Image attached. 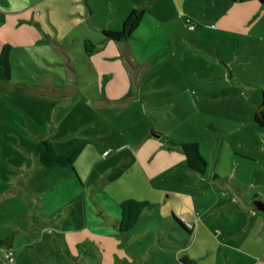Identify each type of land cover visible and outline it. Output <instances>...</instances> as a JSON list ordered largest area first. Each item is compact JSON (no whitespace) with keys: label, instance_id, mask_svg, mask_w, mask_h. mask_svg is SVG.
<instances>
[{"label":"rangeland","instance_id":"1","mask_svg":"<svg viewBox=\"0 0 264 264\" xmlns=\"http://www.w3.org/2000/svg\"><path fill=\"white\" fill-rule=\"evenodd\" d=\"M1 2L0 20L8 21L0 23V52L7 42L12 49L10 76L0 65V221L4 237H14L19 264H194L180 263L184 256L197 264H264V125L255 121L258 108L252 102L257 97L264 106V73L257 94L255 82L237 77L243 73L237 61V78L229 84L246 94L232 98L248 99V109L214 103L209 118L201 110L191 133L188 127H177L178 135L159 138L147 151L151 157L159 148L147 171L137 164H102L103 141L97 137L85 144L78 158L81 173L74 165H41L34 156L39 140L35 133L49 131L55 109L47 96L36 93L32 59L39 53L31 20L40 8L35 4L27 12L30 20L18 22L19 16L4 13ZM203 16L199 37L205 41L211 34L220 35L215 20ZM198 63L218 75L228 70L217 56ZM188 138L199 143L209 162L204 173L188 168L181 149ZM78 143L53 144L59 151V146L67 149ZM168 152L174 163L184 160L176 172L164 161ZM44 182L51 183L45 192L39 188ZM127 196L148 203L137 224L121 232L113 218L120 216L119 201Z\"/></svg>","mask_w":264,"mask_h":264},{"label":"crops","instance_id":"2","mask_svg":"<svg viewBox=\"0 0 264 264\" xmlns=\"http://www.w3.org/2000/svg\"><path fill=\"white\" fill-rule=\"evenodd\" d=\"M1 3L4 13L19 16L18 22L30 20L27 12L35 4L40 8L38 17L33 14L31 20L37 23L32 25L39 53L32 59L38 78L36 93L49 98L55 115L49 131L35 135L39 138L37 144L41 139H52L57 145L79 142L67 149L59 146L61 153L77 146H82L83 152L85 144L95 142L97 137L103 141L102 164L110 168L112 165L131 168L137 164L147 171L159 148L151 157L147 151L158 144L159 138L178 135L177 127H188L191 133L199 124L201 110L209 118L214 103L248 109V99L233 100L232 97L246 93L240 86L230 85L231 80L241 77L246 82H255V93H259L260 74L264 73L261 0H2ZM136 7L144 9V17L134 34L121 41L105 39L103 31L120 30ZM200 15L215 20L219 27L215 31L220 35L211 34L205 41L199 37L203 27ZM6 21L3 18L0 23ZM223 32L229 33L228 37ZM87 42L93 44L92 53L86 50ZM215 56L219 65L224 63L228 68L221 75L197 64ZM237 61L243 73L236 77ZM220 76L222 81L217 79ZM218 82L222 83L218 86ZM252 102L261 108L257 97ZM190 140L193 139H184L183 143ZM36 149L34 156L44 165ZM166 156L164 161L171 164L172 172L178 166L183 167L182 158L174 163L169 152ZM77 159L74 167L81 173ZM50 185L44 182L39 188L45 192ZM56 187L54 182L53 188ZM128 199L131 198L124 197L119 203ZM119 217L113 218L115 225ZM2 225L4 221H0V264H6L4 252L11 248L17 256L18 248L12 235L4 237L2 231L6 228ZM15 263L19 264L17 258Z\"/></svg>","mask_w":264,"mask_h":264},{"label":"trees","instance_id":"3","mask_svg":"<svg viewBox=\"0 0 264 264\" xmlns=\"http://www.w3.org/2000/svg\"><path fill=\"white\" fill-rule=\"evenodd\" d=\"M264 3V0H261ZM144 17V9L136 7L125 18L120 30H104L103 35L105 39H112L115 41H121L129 38L134 34L140 25ZM93 44L91 42L86 43V50L89 53L93 52ZM11 46L4 45L0 52V65L3 66L6 74L10 76L11 63L9 59ZM256 121L263 124L264 122V107L258 109L255 114ZM188 167L198 173H204L206 166H208L207 159L202 155L199 144L197 142H185L181 145ZM82 152V146H77L67 152H58L53 143L48 139H41L37 144L36 154L40 162L44 165H56V166H73L77 157ZM147 201L128 199L119 203L121 208V215L116 222V227L121 232H126L132 229L138 222L141 214L144 212V206ZM177 218V217H175ZM178 222L188 231L190 228L180 219ZM180 263L192 262L197 264L196 260L190 259L187 256L179 259ZM4 264V263H3Z\"/></svg>","mask_w":264,"mask_h":264},{"label":"built area","instance_id":"4","mask_svg":"<svg viewBox=\"0 0 264 264\" xmlns=\"http://www.w3.org/2000/svg\"><path fill=\"white\" fill-rule=\"evenodd\" d=\"M105 153H108V151H106ZM4 261L6 264H14L16 261V255L13 249H7L4 252Z\"/></svg>","mask_w":264,"mask_h":264}]
</instances>
